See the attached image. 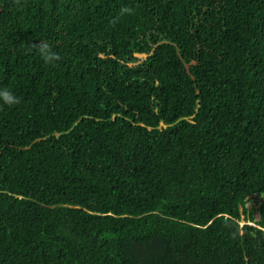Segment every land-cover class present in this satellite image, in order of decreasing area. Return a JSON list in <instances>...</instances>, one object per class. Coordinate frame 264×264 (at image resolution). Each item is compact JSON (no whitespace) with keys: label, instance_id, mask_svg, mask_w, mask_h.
Returning a JSON list of instances; mask_svg holds the SVG:
<instances>
[{"label":"trees","instance_id":"trees-1","mask_svg":"<svg viewBox=\"0 0 264 264\" xmlns=\"http://www.w3.org/2000/svg\"><path fill=\"white\" fill-rule=\"evenodd\" d=\"M4 88L0 264H264V0H0Z\"/></svg>","mask_w":264,"mask_h":264},{"label":"clouds","instance_id":"clouds-1","mask_svg":"<svg viewBox=\"0 0 264 264\" xmlns=\"http://www.w3.org/2000/svg\"><path fill=\"white\" fill-rule=\"evenodd\" d=\"M125 13L131 14L132 9L122 7L120 9V14L123 15ZM31 50H35L45 63H52L59 60V56L52 51L51 45L45 40H40L37 43L31 44L29 51ZM0 99L9 106L19 103L18 98L7 88L0 89Z\"/></svg>","mask_w":264,"mask_h":264},{"label":"rangeland","instance_id":"rangeland-1","mask_svg":"<svg viewBox=\"0 0 264 264\" xmlns=\"http://www.w3.org/2000/svg\"><path fill=\"white\" fill-rule=\"evenodd\" d=\"M135 56L139 58H144L145 54H135ZM262 199H263L262 197L255 196L253 194L251 196H248L246 200L245 207L251 210L254 219L258 218L257 208ZM239 223L241 224L243 223V221L241 220L239 221Z\"/></svg>","mask_w":264,"mask_h":264}]
</instances>
